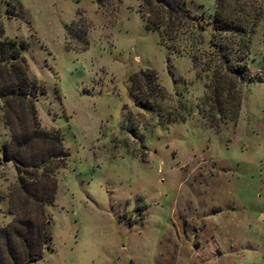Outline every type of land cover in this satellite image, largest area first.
Returning a JSON list of instances; mask_svg holds the SVG:
<instances>
[{"label":"rangeland","instance_id":"rangeland-1","mask_svg":"<svg viewBox=\"0 0 264 264\" xmlns=\"http://www.w3.org/2000/svg\"><path fill=\"white\" fill-rule=\"evenodd\" d=\"M250 34L234 123L210 122L213 0H183L199 27L167 46L138 0H0L3 37L22 43L39 125L67 151L44 206L50 241L33 264H264V0ZM151 69L168 94L133 104L128 76ZM183 104V111L177 104ZM174 114L183 122H165ZM9 140L0 113V148ZM15 184L0 158V226Z\"/></svg>","mask_w":264,"mask_h":264},{"label":"trees","instance_id":"trees-1","mask_svg":"<svg viewBox=\"0 0 264 264\" xmlns=\"http://www.w3.org/2000/svg\"><path fill=\"white\" fill-rule=\"evenodd\" d=\"M137 12L144 27L169 47L183 36L191 45L201 42L199 27L183 0H138ZM260 17L256 0H213L209 52L194 48L190 55L206 74L201 103L208 105L210 122L234 123L237 118L238 85L244 79L249 37ZM22 48V43L3 37L0 25V113L9 135L0 158L10 161L15 172V184L7 195L12 219L0 226V264H33L48 245L50 218L43 207L53 201L55 172L67 156L58 131L39 125L34 108L37 88L27 79ZM127 81L133 104L143 111L152 112V101L169 97L151 69L138 70ZM177 106L184 110L183 104ZM174 121L183 122L184 116L165 119Z\"/></svg>","mask_w":264,"mask_h":264}]
</instances>
